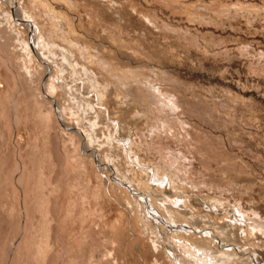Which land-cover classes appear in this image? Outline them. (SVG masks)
I'll return each mask as SVG.
<instances>
[{
  "label": "rangeland",
  "instance_id": "1",
  "mask_svg": "<svg viewBox=\"0 0 264 264\" xmlns=\"http://www.w3.org/2000/svg\"><path fill=\"white\" fill-rule=\"evenodd\" d=\"M178 244L264 264V0H0V264Z\"/></svg>",
  "mask_w": 264,
  "mask_h": 264
},
{
  "label": "bare ground",
  "instance_id": "2",
  "mask_svg": "<svg viewBox=\"0 0 264 264\" xmlns=\"http://www.w3.org/2000/svg\"><path fill=\"white\" fill-rule=\"evenodd\" d=\"M24 23H28L29 24V21H24ZM38 38H40V40L38 41V43L37 44H40V48H42V47H44L45 45H46V42H45V40L40 36V37H38ZM27 44L28 43H25V46L27 47ZM36 44V43H35ZM37 46V45H36ZM28 47H29V45H28ZM36 48V51H37V47H35ZM29 48H27V50H28ZM45 49V48H44ZM41 50V49H40ZM29 51H30V49H29ZM42 52V51H41ZM41 52H40V54L39 55H42L41 54ZM31 55H32V53L31 52H29ZM29 54V55H30ZM38 54V53H37ZM41 59V58H40ZM50 68V67H49ZM25 69V68H24ZM44 70L46 71H44V75L47 73V67L45 66L44 67ZM60 72V71H59ZM48 80H47V82H48V89L50 90V91H53L57 86H56V83L54 82V78H56V76L54 75V74H50L48 77ZM46 86H47V83H46ZM64 86H66V85H64ZM59 87V86H58ZM57 89H59V88H57ZM70 89V88H69ZM46 95H48V94H46ZM97 95V94H96ZM98 99V98H97ZM98 104H100V103H98ZM97 105V104H96ZM92 105L90 104V106L89 107H91ZM100 108V107H99ZM91 110L92 109H94V113H96L97 114V110H96V107L95 106H93L92 108H90ZM101 109V108H100ZM102 110V109H101ZM93 112V111H92ZM85 128V127H84ZM75 131H77V133L84 139V140H86L87 142H90V139H91V134H90V132H89V130L88 129H83L82 127H75V128H73ZM110 142H111V140H110ZM87 148V147H86ZM88 149V148H87ZM108 161V160H107ZM107 164V163H106ZM161 177V176H160ZM159 177V178H160ZM161 179H162V177H161ZM129 182V181H128ZM121 183H123L124 185L127 183V181L125 182H123V181H121ZM146 202V201H145ZM158 204V203H157ZM139 207H141L142 209H143V211H144V208L142 207V204H140L139 203ZM144 206V205H143ZM158 206V205H157ZM160 206V205H159ZM145 207V206H144ZM160 208V207H159ZM167 219V218H166ZM170 218H168L167 220H165V225H169L170 224V222L168 221ZM196 221V220H195ZM199 221V220H198ZM205 221V220H204ZM200 223H201V221H200ZM200 223H199V225H200ZM193 226H194V228H197V229H200V230H203L204 228H208L209 226L207 225V226H204L203 228L201 227L200 228V226H197V224H196V222H194L193 221ZM161 227H164V226H162L161 225ZM194 228H193V230H194ZM209 229V228H208ZM166 230H168V229H166ZM208 233L209 232H206L205 234L206 235H208ZM205 235V236H206ZM186 237L185 236H183L182 235V237H181V239H183L184 241H187V239H185ZM173 239H176V238H173ZM224 239V238H223ZM211 240V241H210ZM205 241H206V243H210V242H212V239H205ZM228 240L227 239H224L223 240V242H222V246H225V245H228L227 243L229 242H227ZM179 245V247H180V249H179V251H180V259H175L174 258V262H173V264H178V262H179V264H230V263H232V259H241V258H243V257H239V256H237V254L235 253V254H231V253H228V252H226L225 250H223V251H213V249H212V247L211 246H208V245H199V246H187V245H185V244H178ZM197 245V244H196ZM221 246V247H222ZM229 246V245H228ZM156 249V248H155ZM162 250L164 251V252H166L167 251V249L165 248V247H163L162 248ZM239 253H241V254H245V253H242V251L241 252H239ZM247 254V253H246ZM244 256V255H243ZM245 258V257H244ZM184 259V260H183ZM190 259V260H189Z\"/></svg>",
  "mask_w": 264,
  "mask_h": 264
}]
</instances>
